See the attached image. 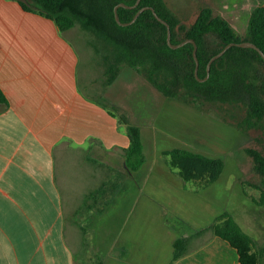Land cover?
Returning a JSON list of instances; mask_svg holds the SVG:
<instances>
[{
    "label": "crops",
    "instance_id": "crops-1",
    "mask_svg": "<svg viewBox=\"0 0 264 264\" xmlns=\"http://www.w3.org/2000/svg\"><path fill=\"white\" fill-rule=\"evenodd\" d=\"M19 1L0 0V89L7 99L0 104V264H240L236 250L206 228L186 235L175 261L178 237L168 227L166 254L147 235L120 229L110 238L100 229V219L111 220L120 207L124 224L141 212L147 161L132 173L124 167L125 125L91 98L88 80L85 88L80 83L72 29L61 32ZM157 170L173 201L179 192L180 215L210 230L221 209L199 195L190 199L199 181H184L168 162Z\"/></svg>",
    "mask_w": 264,
    "mask_h": 264
},
{
    "label": "trees",
    "instance_id": "trees-1",
    "mask_svg": "<svg viewBox=\"0 0 264 264\" xmlns=\"http://www.w3.org/2000/svg\"><path fill=\"white\" fill-rule=\"evenodd\" d=\"M136 1L20 0L19 3L24 10L52 20L61 32L78 27L89 35L88 44L100 57L104 68L105 85L112 84L122 68L127 67L142 75L165 98L190 104L238 105L244 109L246 128H256L264 121V59L257 50L231 46L211 63L206 80L197 79L206 77L211 57L229 43L250 41L264 53L262 2L251 10L246 36H241L226 18L214 15L210 7L201 8L194 22L185 26L164 0H140L135 7H119L117 14L122 23L131 21L139 9L147 7L132 24L119 25L115 20L114 7L120 3L133 6ZM151 8L170 26L171 44L177 45L188 39L195 42L197 77L194 45L187 42L178 48L170 47L166 40V26L154 17ZM0 104L7 105L1 89ZM119 120L125 125L130 140L124 151V167L132 173L146 161L142 135L139 127L131 124L125 114L122 113ZM245 151L252 158L253 170L259 177V197L252 198V201L264 207V155L253 148ZM163 154L169 158V166L178 169L184 181L211 184L225 168L221 157L199 152L174 148ZM209 228L214 236L225 240L236 250L240 264H261V253L255 249L254 238L244 232L230 214L222 213ZM173 247L172 261H175L184 254L183 240L176 239Z\"/></svg>",
    "mask_w": 264,
    "mask_h": 264
},
{
    "label": "rangeland",
    "instance_id": "rangeland-1",
    "mask_svg": "<svg viewBox=\"0 0 264 264\" xmlns=\"http://www.w3.org/2000/svg\"><path fill=\"white\" fill-rule=\"evenodd\" d=\"M164 1L185 26L194 22L201 8L210 7L214 15L226 18L238 34L246 36L249 14L261 0ZM71 31L72 41L80 52L78 70L83 88L88 80V87L91 85L93 88L89 89L93 100L105 104L119 116L125 114L131 124L140 125L143 133L147 161L144 170L149 179L145 188L147 202H140L138 209L141 212L134 213L131 223L127 224L128 220L123 223L125 210L120 207L110 215L111 220L100 219V229L109 232L110 238L120 229L121 233L132 230L136 233H133L135 238L147 235V239L153 238L151 244L156 242L158 245L160 242L165 254L169 241L165 232L168 228L183 240L184 250L187 248V236L202 228H206L205 233H212L207 226H203V222L190 223L180 215L184 207L177 204L182 203L179 192L174 194L176 200L173 201L172 191L158 175L157 169L166 167L169 162L164 151L174 148L190 150L221 157L225 162L224 171L215 182L210 185L206 181L193 182L198 187L194 188L195 196L194 192L189 195L190 199L199 195L220 206L221 211L211 209L213 212L220 211L218 216L225 212L230 214L242 230L254 238L255 249L261 253V264H264V207L252 201V198L259 197V177L253 170L252 158L245 151L253 148L264 155V121L256 128H246L244 109L238 105L190 104L165 98L142 75L127 67H124L117 83L107 89L109 85H105L100 57L88 44L90 36L78 27Z\"/></svg>",
    "mask_w": 264,
    "mask_h": 264
},
{
    "label": "water",
    "instance_id": "water-1",
    "mask_svg": "<svg viewBox=\"0 0 264 264\" xmlns=\"http://www.w3.org/2000/svg\"><path fill=\"white\" fill-rule=\"evenodd\" d=\"M139 2H140V0H137L136 3H135L133 6H127V5H125L124 3H120V4L116 5V6L114 7V16H115V20H116V22H117L119 25H121V26H127V25L132 24V23L137 19V17H138V16H139L144 10L147 9V7H144V8L139 9V10L136 12V14L134 15V17L132 18V20L129 21V22H126V23H122V22L120 21L119 16H118V14H117V9H118L119 7L132 8V7L137 6ZM151 11L153 12L154 17H155L159 22H161L162 24H164V25L166 26V29H167V39H166V40H167V43L170 45V47H172V48H178V47L182 46L183 44H185V43H187V42H190V43H192V44L194 45L193 56H194V59H195V62H196L195 76L197 77L198 61H197V58H196V50H197V46H196L195 42H194L193 40H191V39H188V40H185V41H183V42H181V43H179V44H177V45H173V44H171V31H170V26L168 25V23H167L165 20H163L162 18H160V17L157 15V13L154 11V9L151 8ZM231 46H238V47H242V48H253V49L257 50V51L259 52V54L261 55V57L264 59V53H263V52H262V51H261V50H260L255 44H254V43H252V42H250V41H243V42H240V43H229V44H227L226 46H224V47L221 49V51H219L217 54H215L214 56L211 57V59L209 60L208 65H207V75H206V77H205L204 79H199V78H197L199 81H204V80H206V79L208 78V76H209V69H210V65H211V63H212L215 59H217V58H219L220 56H222V55L224 54V52H225L228 48H230Z\"/></svg>",
    "mask_w": 264,
    "mask_h": 264
}]
</instances>
